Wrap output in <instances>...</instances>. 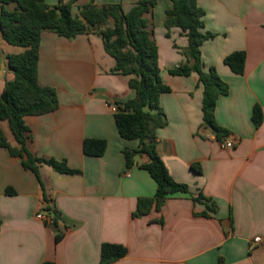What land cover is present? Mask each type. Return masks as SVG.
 I'll return each instance as SVG.
<instances>
[{"label":"crops","instance_id":"crops-1","mask_svg":"<svg viewBox=\"0 0 264 264\" xmlns=\"http://www.w3.org/2000/svg\"><path fill=\"white\" fill-rule=\"evenodd\" d=\"M138 1L75 0L72 11L94 3L121 4L128 12ZM156 2L148 19L170 92L160 96L168 124L156 130L154 142L170 176L187 185L188 193L170 196L160 211L133 216L138 199L153 197L157 185L141 167L147 155L128 168L122 152L139 147L137 140L120 137L114 117L117 102L135 97L130 77L111 72L116 63L98 32L67 39L44 31L38 80L56 89L59 108L24 118L27 149L35 157L66 160L80 173L61 174L42 164L36 175L0 148V264H100L105 243L128 250L113 264H264V121L260 127L252 121L256 105L264 114V0H197L205 11L203 31L216 35L201 46L204 70L214 67L229 86L217 101L215 121L229 131L230 149L204 123L198 74H169L185 60L188 40L180 28L164 26L172 1ZM46 3L56 7L59 0ZM5 8L12 11L15 4ZM236 51L247 54L243 75L224 63ZM22 52L0 30L6 84L14 78L7 56ZM0 127L19 148L9 122L0 121ZM85 139L105 140V154L86 155ZM195 164L201 173L192 169ZM200 196L213 201L217 212L208 211ZM45 208L59 216V242L53 227L36 217ZM258 237L261 244L255 243Z\"/></svg>","mask_w":264,"mask_h":264},{"label":"trees","instance_id":"trees-1","mask_svg":"<svg viewBox=\"0 0 264 264\" xmlns=\"http://www.w3.org/2000/svg\"><path fill=\"white\" fill-rule=\"evenodd\" d=\"M65 1L59 0L56 7H51L46 0H0V30L3 39L8 44L23 49L20 54L7 56L14 78L6 84L7 103L0 95V121L9 122L19 148H13L8 143L1 127L0 148H5L12 156L21 158L23 166L36 175H39V165L42 164L61 174L80 173L79 170L69 168L66 160L32 155L27 149L29 129L24 118L52 113L59 108L56 89L42 86L38 80L42 33L51 31L60 37L74 39L92 31L98 32L106 53L116 63L111 72L130 77L129 87L135 91L133 99L116 103L114 114L120 137L128 141L137 140L139 143L138 149L126 147L122 150L126 165L132 168L139 155H147L149 162L141 167L148 171L157 185L153 197L138 199L133 216H146L153 209L160 211L170 196L188 193V186L177 183L170 176L154 142L156 130L168 124L159 103L160 96L170 92V88L161 78L159 48L148 19L157 2L139 0L128 12L124 11L121 4L98 6L90 3L80 7L79 12L74 14L72 5L75 0ZM171 1L173 6L165 12L164 26L168 31L173 27L180 28L188 40V46L182 51L185 60L168 72L172 76L183 77L194 72L198 74L204 92V123L210 126L218 140L224 142L230 133L217 125L215 109L218 99L228 95L229 86L214 67L207 72L204 70L201 56V46L216 35L203 31L205 11L198 5L197 0ZM9 4H15L14 10L5 8ZM246 59L245 51H236L228 55L224 63L235 74L243 75ZM252 121L256 127H260L264 121L259 105L253 109ZM106 148L105 140L85 139L83 143V151L88 156L101 157ZM192 169L201 173L197 164L192 165ZM197 200L203 201L208 211L217 212V205L210 199L200 196ZM45 210L53 215L54 223L51 226L57 232L55 240L59 242L62 239L58 233L59 216L52 208ZM127 254L128 250L123 245L105 243L101 247L100 264H113Z\"/></svg>","mask_w":264,"mask_h":264},{"label":"built area","instance_id":"built-area-1","mask_svg":"<svg viewBox=\"0 0 264 264\" xmlns=\"http://www.w3.org/2000/svg\"><path fill=\"white\" fill-rule=\"evenodd\" d=\"M224 148L230 149L234 146V143L231 140H226L222 143ZM36 217L40 220H42L44 223H46L47 225H53L54 223V218L52 213L46 211L45 209L41 210L40 212H38V214L36 215ZM263 242L261 237H258L255 239V243L256 244H261Z\"/></svg>","mask_w":264,"mask_h":264},{"label":"water","instance_id":"water-1","mask_svg":"<svg viewBox=\"0 0 264 264\" xmlns=\"http://www.w3.org/2000/svg\"><path fill=\"white\" fill-rule=\"evenodd\" d=\"M1 63H2V60L0 58V71H1ZM9 70L12 71L10 66H9ZM3 77L4 75L0 73V95L3 101L7 103L8 98H7V94L5 93L6 83L3 80ZM207 130H210V126L207 127Z\"/></svg>","mask_w":264,"mask_h":264}]
</instances>
